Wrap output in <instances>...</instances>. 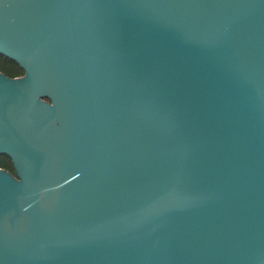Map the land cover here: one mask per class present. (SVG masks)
Returning a JSON list of instances; mask_svg holds the SVG:
<instances>
[{"label":"water","instance_id":"obj_1","mask_svg":"<svg viewBox=\"0 0 264 264\" xmlns=\"http://www.w3.org/2000/svg\"><path fill=\"white\" fill-rule=\"evenodd\" d=\"M0 264H264V0H0Z\"/></svg>","mask_w":264,"mask_h":264},{"label":"trees","instance_id":"obj_2","mask_svg":"<svg viewBox=\"0 0 264 264\" xmlns=\"http://www.w3.org/2000/svg\"><path fill=\"white\" fill-rule=\"evenodd\" d=\"M0 70L10 77H17L24 75V70L19 64L3 55L0 54ZM0 168H4L13 174L15 170L11 159L6 155L0 156Z\"/></svg>","mask_w":264,"mask_h":264}]
</instances>
